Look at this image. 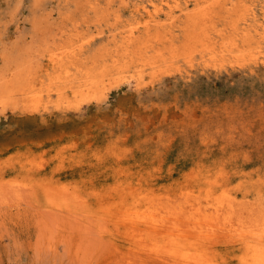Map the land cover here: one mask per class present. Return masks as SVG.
Returning <instances> with one entry per match:
<instances>
[{"label": "rangeland", "instance_id": "374dc122", "mask_svg": "<svg viewBox=\"0 0 264 264\" xmlns=\"http://www.w3.org/2000/svg\"><path fill=\"white\" fill-rule=\"evenodd\" d=\"M76 1L42 0L35 8L34 0H0V89L9 92L7 104L0 102V264H187L128 236L127 217L141 212L148 219L167 209L181 221L180 235L193 246L201 242L205 258L236 264L235 257L224 260L241 247L226 233L222 215L202 234L194 229L201 217L194 211L199 201L213 215L222 192L219 169L229 168L245 169L248 183L260 176L244 206L261 203L264 211L263 86L259 95L230 89L224 69L210 71L194 92L186 63L177 79L137 61L122 69L120 80H100L98 94L89 96L85 68L112 61L120 37L106 31L81 47L97 27L85 23ZM111 8L132 18L119 0ZM60 11L71 12L80 26L71 37L57 33L74 22L60 20ZM108 23L102 22L105 29ZM103 46L108 52L101 56ZM85 48L79 80L56 79L61 88L55 90L58 68L50 53ZM168 140L175 142L172 152ZM152 169L182 170L159 177ZM191 169H212L205 171L212 184L196 181L191 174L201 171ZM134 192L152 199L153 211L131 205ZM254 194L259 199L250 204Z\"/></svg>", "mask_w": 264, "mask_h": 264}, {"label": "bare ground", "instance_id": "6f19581e", "mask_svg": "<svg viewBox=\"0 0 264 264\" xmlns=\"http://www.w3.org/2000/svg\"><path fill=\"white\" fill-rule=\"evenodd\" d=\"M113 1L105 0L104 3L103 0L76 1L77 8H80L81 3L83 4L81 9L85 11L83 15L85 23L90 25L89 21L92 20V22L95 21L93 24L97 27L94 33L90 34L80 45L81 47H88L95 35L102 36L106 31L111 32L113 39L120 37L115 43L117 46L114 48L115 57L112 61L85 68L83 81L89 92L87 95H97L99 81L105 79L106 76H110L109 79L115 82L120 80L119 73L122 69L129 63L137 61L150 66L158 74L173 76L177 79L182 74L183 64L186 63L190 68L186 82L194 92L201 88L202 82L210 71L221 72L224 69L226 71L225 80L230 89L240 86L243 90L245 87L254 95H259L262 86L264 88V0H119L120 7L128 9L129 14L132 15L130 19L123 18L118 9L111 8ZM41 3L42 0H34L35 8H39ZM59 14L60 20L71 19L74 22L70 28L62 27L57 33L60 36L68 34V37L73 36L75 34L73 30L77 31L80 26L73 20L72 13L64 14L60 11ZM105 21L109 22L106 29L102 25ZM32 24L36 27L38 21L32 19ZM115 25L117 27L113 29L112 26ZM39 26L42 25L39 24ZM120 26L126 28L117 30ZM86 49L82 52L72 49L59 54L50 53L49 60L52 66L58 70L61 69V71L57 70L54 76L55 90L61 88L56 79L63 78L70 84L77 81V78L79 80L77 72H80L82 68L78 62L87 58ZM107 50V47L103 46L98 50V54L103 56L108 52ZM14 86H16L15 83L11 88L13 89ZM8 95L9 92L1 87L0 102L7 104ZM254 95L253 97H256ZM165 143H168L167 148L170 152L176 149L173 140ZM254 157L257 158V154ZM259 169L257 168L256 171ZM180 170L182 169H152L151 171L162 177L164 172L172 173ZM195 170L201 171L198 175L197 173L191 174L196 181L201 184H212V179L209 178L207 172L205 173L212 169H191V171ZM219 170L222 172L221 182L218 183L222 188L220 199L213 203L215 204L212 208L214 209L213 215L205 212L201 202L196 203L197 211L194 209L193 211L201 217L194 219V229L197 226L202 234H207V230L210 232L213 229L211 224L219 219L218 215H222L227 226L226 233L241 247L240 254L234 252L230 258L226 257L224 260L230 262L235 257L237 258L236 264H264V211L261 203L249 208L244 206L250 191L252 189L254 191L253 184L258 183L261 178L256 176L251 181L252 183H248L243 168ZM5 187L8 188V186ZM254 196L256 197L250 204H254L259 199L257 194ZM131 197V205H144L148 210L153 211L154 203L147 195L141 196L139 192H134V194L131 193ZM261 201L260 199L259 202ZM164 207L166 208V205ZM166 211L167 213L163 215L153 213L148 219L144 214H140L141 212H136L134 217H127L128 236L144 243L148 241L150 245L156 247V250L166 252L173 262L214 264L212 259L204 257L206 250L200 246L201 242H198L199 246H193L194 241L188 236L180 235L182 234L179 231L181 221L176 217V213L169 209ZM224 223L222 222L221 225ZM142 246L144 247L143 244ZM166 259L165 262H167ZM171 262L168 261V263Z\"/></svg>", "mask_w": 264, "mask_h": 264}]
</instances>
